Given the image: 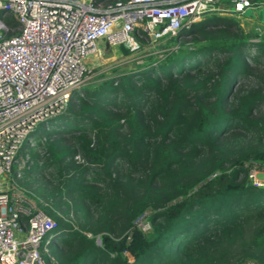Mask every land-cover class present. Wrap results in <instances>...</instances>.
<instances>
[{"label": "trees", "instance_id": "trees-1", "mask_svg": "<svg viewBox=\"0 0 264 264\" xmlns=\"http://www.w3.org/2000/svg\"><path fill=\"white\" fill-rule=\"evenodd\" d=\"M178 37L36 130L12 179L56 224L46 264H264V187L244 165L264 163V25L210 14Z\"/></svg>", "mask_w": 264, "mask_h": 264}, {"label": "built area", "instance_id": "built-area-1", "mask_svg": "<svg viewBox=\"0 0 264 264\" xmlns=\"http://www.w3.org/2000/svg\"><path fill=\"white\" fill-rule=\"evenodd\" d=\"M262 4L251 0H0V264H46L41 248L46 250L56 224L9 176L37 124L63 112L75 89L89 80L87 58L100 50L101 40L127 44L132 50L129 55L141 51L135 57L142 67L145 59L156 63L176 51V42L163 45L178 40L180 30L196 20L210 14L239 17ZM245 166L248 183L264 187V163L251 161ZM142 216L135 223L146 231L149 222L138 225Z\"/></svg>", "mask_w": 264, "mask_h": 264}, {"label": "rangeland", "instance_id": "rangeland-1", "mask_svg": "<svg viewBox=\"0 0 264 264\" xmlns=\"http://www.w3.org/2000/svg\"><path fill=\"white\" fill-rule=\"evenodd\" d=\"M253 11H256L260 15L262 14V16L264 18V4H262L260 7H256L255 9L250 8L249 10H247L245 12V15H241L239 17L231 16V15H227V16H231L232 18H234V20H236V22L240 25V27L243 28L245 31H248L251 28H254L256 30H260L263 25L261 24V22H259L258 20L254 19L252 17V14L255 13ZM199 20H201V19H199ZM199 20H196L195 22H198ZM253 39H259V38L258 37H249L248 41L250 43H258L259 42V40L253 42L252 41ZM140 41L142 43H145L142 39H140ZM173 42H176L179 46L181 44L180 39L178 38V40H176V41H172V40L166 41L165 45H163V46H166L168 44L171 45ZM101 46L102 47H100V50L95 51V53L91 54L87 58V66L90 69L91 77L82 86L75 89V91L72 93L73 95H71V97L69 98L70 100H68V102L70 104L78 103L79 101L77 102V98H79V97L77 95L83 96L85 93V89L87 91H91L97 82L102 81L105 78L117 77L121 73H125V72L132 73L134 70H137L136 68L139 65H137L136 61L139 58L135 57V56H140L139 54H141V51H138V52L136 51L135 56H134V54L129 55V53L132 52V50H130V47L127 46V44H125V43L119 44V45H110L105 41L104 44ZM252 50H254V47L250 48L251 52H253ZM172 53H175V50L166 54L167 56L165 58H167ZM127 57H129L130 60ZM165 58H163L162 60H160L158 62L163 63ZM153 62H154V59L148 58V59H145L144 64L146 66H150V64ZM84 97H85V95H84ZM69 103H67L68 106H69ZM66 108H67V106H66ZM66 108H65V110H66ZM63 112H61L59 115H61ZM54 117H56V116H54ZM81 122L85 123V122H87V120L81 121ZM41 126H42V122L38 123L36 128L34 129L35 134L33 135V133H34V131H33L25 139V142L23 143V145H25L27 143L30 145L29 146L26 145L24 147V149L22 150V153L20 155L18 153L17 159H16V161L13 165V168H12V172L9 176V177H11V179H12L13 172H15L16 170L18 171V169L23 170V168H29V166H30L29 150H25V149L35 148L37 145H39V144L42 145L43 142L46 141L44 136H41L40 134L39 135L36 134V132H37L36 130H38V129L42 130ZM46 126H50V125H46ZM53 126H57V125H53ZM72 134H75V131L72 132ZM51 137H55L53 135V133H52ZM22 148L23 147L20 148L19 152L21 151ZM250 161L251 160L245 162L244 165ZM22 174L23 173L21 172L20 175L19 174L17 175L18 179L22 178ZM12 180H14V179H12ZM15 183L17 184V182H15ZM22 187L25 188L26 190L28 189V187H25V186H22ZM142 217H143V219L141 218L139 220L138 225L140 224V221H142L143 223L148 222L146 219L147 217L145 218L144 214ZM140 229H142V228H140ZM50 240L51 239H49L48 241H50ZM96 240H97V238H96Z\"/></svg>", "mask_w": 264, "mask_h": 264}, {"label": "crops", "instance_id": "crops-1", "mask_svg": "<svg viewBox=\"0 0 264 264\" xmlns=\"http://www.w3.org/2000/svg\"><path fill=\"white\" fill-rule=\"evenodd\" d=\"M253 12H255V13L252 14V17H253L254 19L258 20L259 22H261L262 25H264V18H263V16H262V14L260 15V14H258L256 11H253ZM104 42H105V41L101 40V41L99 42V46L102 47L101 45H103Z\"/></svg>", "mask_w": 264, "mask_h": 264}, {"label": "clouds", "instance_id": "clouds-1", "mask_svg": "<svg viewBox=\"0 0 264 264\" xmlns=\"http://www.w3.org/2000/svg\"><path fill=\"white\" fill-rule=\"evenodd\" d=\"M151 59V58H150ZM159 64V62H156V63H151L150 64V66H146V65H144V66H142V67H140V66H138L136 69L137 70H134L133 72H139V70H144V69H147V68H149V67H151V66H157ZM132 72V73H133ZM71 95H73V94H71ZM71 97V96H70ZM263 108H264V104H263ZM52 118V117H51ZM50 119V118H49ZM46 121V120H45ZM100 241V240H99ZM99 245V244H98Z\"/></svg>", "mask_w": 264, "mask_h": 264}]
</instances>
